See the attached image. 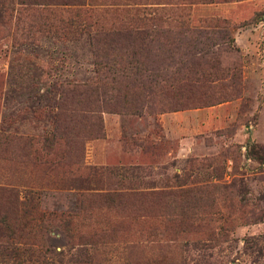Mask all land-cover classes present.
I'll return each instance as SVG.
<instances>
[{"label":"rangeland","instance_id":"obj_1","mask_svg":"<svg viewBox=\"0 0 264 264\" xmlns=\"http://www.w3.org/2000/svg\"><path fill=\"white\" fill-rule=\"evenodd\" d=\"M177 1L86 0L94 8L91 29L66 32L58 29L64 12L44 19L43 12L23 10L16 42L0 32V211L11 208L4 198L10 189L19 195L32 190L43 210L78 212V232L107 230L94 238L104 242L96 246L82 245L78 237L65 245L58 232H50L49 245L63 249L65 258L85 246L98 264L173 260V250L170 259L165 256L173 240L170 226L164 218H155L157 205L127 198L111 206L90 199L79 204L80 190L73 186L96 169L102 174L92 180L103 193L160 191L165 212L180 211L175 205L187 200L189 213L205 217L216 206H210L213 184L228 185L220 194L240 199L249 223L234 226L228 240L219 243L204 239V224L188 238L176 237V243L189 244L181 251L184 264H264V0L196 2L182 11L192 26L213 27L214 20L224 21L239 50L231 55L239 66L233 79H217L219 71L204 82L180 75L162 92L164 112L124 109L142 95L133 88L137 84L104 74V64L116 65L113 53H125L99 48L95 37H102L100 30L140 26L138 18L169 15L164 9L171 5L165 3ZM46 20L51 29L38 27ZM28 24L32 26L27 32ZM32 31L35 37L26 38ZM158 51L142 49L134 56L141 63ZM126 58L129 66L135 65L131 55ZM66 84L76 85V96L60 111L54 139V113L63 101L60 87ZM79 91L85 94L79 96ZM80 98L92 100V109ZM136 211L142 215L131 219ZM192 237L199 247L193 248Z\"/></svg>","mask_w":264,"mask_h":264},{"label":"trees","instance_id":"obj_2","mask_svg":"<svg viewBox=\"0 0 264 264\" xmlns=\"http://www.w3.org/2000/svg\"><path fill=\"white\" fill-rule=\"evenodd\" d=\"M218 1L228 0L166 2L165 4L169 3L171 6L161 9L167 10L169 15L165 13L166 16L158 17L155 13L154 16H149L146 19L138 18L140 26L127 24V26H111L110 29H107L108 31L100 30L103 32L102 37H95L99 48L103 49L102 47L105 45L108 48H116V52L125 53H113L117 57V60L114 61L116 65L104 64L105 76H113L112 79L115 81L123 79V81L135 82L137 85H133V88L138 89L139 94H142L137 102L129 103V107L124 109L128 111L134 109L135 113L146 114L164 112L165 108L161 107L164 101L162 92L165 93L164 91L170 89L176 83L174 81L180 78V75L189 76L197 82L215 78L213 75H217L218 71L220 76H216L217 79L226 77L233 79L237 76L238 59L232 56L239 54V50L233 45V39L225 22L221 21V25L216 19L214 20L216 24L213 27L192 26L189 23L187 13H182L192 3ZM91 5L86 0H0V32L2 35H11L12 43L16 42L18 39L16 36H19L16 32L18 21L20 22L23 10L43 12L44 19H48L49 14H55L53 12L58 11V15L64 12L65 18L59 21L61 28L58 27L63 32L70 28H73L70 30L89 29L93 24L90 22V18L94 15V8ZM52 25L46 20L41 22L38 27L51 29ZM30 26L32 24H28L25 31L28 32ZM53 29L55 31L57 27L54 26ZM95 33L98 34L97 31ZM29 34L26 38L35 37V32L32 35ZM133 48L140 49L135 51ZM150 48L152 51L155 49L159 51L150 57L147 56L148 58L144 57V62L141 61L140 63L134 55L142 49L147 52ZM128 54L133 57L135 65H128L130 63V60L126 58ZM224 59L226 62L223 64ZM160 60L161 62L158 63ZM142 64L145 65L141 67ZM75 86L66 84V87H60L59 97L63 101L57 104L54 113L52 129L54 139H57L59 135L57 124L60 111L63 108H68L69 100L76 96L73 94ZM88 89L91 90V88ZM77 94L81 96L85 93L79 91ZM80 102L89 105L90 109L93 107L92 100L83 101L80 98ZM57 152L58 150H55V153ZM54 164L56 165V163ZM97 174H102V172L90 169L83 180L74 184L73 189L80 190L79 204L82 205V201L90 199L93 202L100 201L106 206H111L112 204H120L127 198L137 204L148 200L149 206L157 205L153 214L155 218H164L168 222V226H170L168 233L170 237H173L172 242L166 245L168 252L165 256L167 259H170L169 250L174 251L173 260L167 262L168 264L185 263L181 251L187 249L188 241L176 243L175 239L180 236L188 238L198 226L200 227V224L208 227L207 232L203 231L204 239L207 238L219 243L228 240L227 233L234 226L249 223L247 221L249 213L245 210V204L240 199L236 200L223 193L220 194V190L225 189L228 185L213 184L214 195L211 197L212 204L210 206L214 204L216 206L211 215L205 217L202 213H189L187 200L182 205H175L179 207L180 211L174 212L173 209L170 212H165L161 209L160 200H158L160 191L142 190L138 193H128V195L118 192L103 193L98 184H94L92 180V177ZM2 194L0 192V197ZM85 195L86 197H83ZM4 198L5 201L10 202L11 208L9 211H0V264H98L93 260L91 255L93 252L85 249V246H80L75 252H71L68 258H65L63 249L56 250L49 245V234L50 232H58L65 241V245L68 244V239L78 237L84 240V242H79L80 244L89 243L91 246H96L104 242L99 241L97 243L94 238L106 234L107 230H93L86 235L84 232H78L76 225L78 212L43 210L40 208L38 195L32 190H24L19 195L17 191L10 189ZM202 212L205 213V211ZM141 215L142 212L136 211L131 219H136L137 216ZM148 218L151 217L148 216ZM192 239L193 248L199 247L194 241L195 238L192 237ZM182 245L185 248H182Z\"/></svg>","mask_w":264,"mask_h":264},{"label":"crops","instance_id":"obj_3","mask_svg":"<svg viewBox=\"0 0 264 264\" xmlns=\"http://www.w3.org/2000/svg\"><path fill=\"white\" fill-rule=\"evenodd\" d=\"M170 115H172V114H170ZM163 117L165 118V115ZM164 125H166V122H164ZM166 128L169 130L168 126H166Z\"/></svg>","mask_w":264,"mask_h":264}]
</instances>
